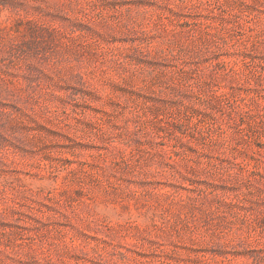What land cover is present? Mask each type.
<instances>
[{
    "label": "rangeland",
    "instance_id": "obj_1",
    "mask_svg": "<svg viewBox=\"0 0 264 264\" xmlns=\"http://www.w3.org/2000/svg\"><path fill=\"white\" fill-rule=\"evenodd\" d=\"M0 264H264V0H0Z\"/></svg>",
    "mask_w": 264,
    "mask_h": 264
}]
</instances>
